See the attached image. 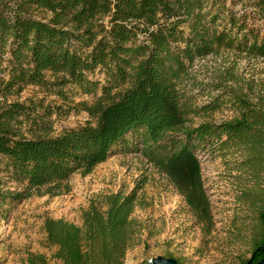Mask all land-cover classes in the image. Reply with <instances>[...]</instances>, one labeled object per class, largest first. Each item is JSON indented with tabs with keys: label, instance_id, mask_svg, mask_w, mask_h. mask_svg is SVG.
I'll use <instances>...</instances> for the list:
<instances>
[{
	"label": "trees",
	"instance_id": "trees-1",
	"mask_svg": "<svg viewBox=\"0 0 264 264\" xmlns=\"http://www.w3.org/2000/svg\"><path fill=\"white\" fill-rule=\"evenodd\" d=\"M264 19V0L249 4ZM36 11L45 17L34 16ZM228 0H13L0 4V155L21 191L0 192V204L21 202L33 189L57 193L75 173L88 175L110 157L141 153L167 176L205 235L215 227L197 150L239 153L235 170L256 187L239 197L256 210L254 263L264 257V82L255 100L230 91L237 116L221 123H193L201 110H217V99L194 103L195 62L221 51L264 57V26L249 21ZM101 68L106 83L88 73ZM50 73L51 76H47ZM229 76H235L230 73ZM61 95L74 85L102 94L79 103L84 125L54 132L51 105L11 99L27 86ZM251 93L254 92L252 91ZM246 199V200H244ZM246 201V202H248ZM138 189L92 201L81 225L46 218L54 264H124L138 244L141 223L133 217ZM170 257V256H166ZM178 260V259H177ZM180 264L181 261L178 260ZM27 264H51L30 253Z\"/></svg>",
	"mask_w": 264,
	"mask_h": 264
},
{
	"label": "rangeland",
	"instance_id": "rangeland-1",
	"mask_svg": "<svg viewBox=\"0 0 264 264\" xmlns=\"http://www.w3.org/2000/svg\"><path fill=\"white\" fill-rule=\"evenodd\" d=\"M254 0H228L235 10L250 14L249 21L264 26L249 4ZM13 0H0V4ZM36 11L37 18L45 17ZM195 81L194 103L201 108L220 99L225 102L214 111L201 110L194 117L198 125L204 121L221 123L237 116L231 102L230 91L244 92L255 100L259 85L264 82V57L252 58L233 51H221L195 62L192 68ZM234 73L235 76H229ZM47 76H51L50 73ZM91 80L106 83V73L97 68L88 73ZM251 88L253 89L251 93ZM60 94L30 85L11 98L19 101L44 100L51 105L55 133L84 125L89 119L79 103L88 104L101 94V86L94 94H85L78 87L68 85ZM205 182L215 221L210 235H205L182 195L166 175L160 173L141 153L116 154L98 165L88 175L75 173L56 192L46 188L31 190L21 202L0 204V264H27L30 253L44 254L55 263L52 256L57 247L48 246L44 229L46 218L65 219L81 225V214L92 201L102 196L138 189L139 205L133 217L142 229L138 244L130 249L124 264L146 263L157 256H170L182 264H235L248 259L252 252V230L256 226V210L239 197L256 187L247 174L234 169L239 153L223 154L206 146L199 148ZM24 185L14 182L6 168V159L0 155V192L21 191Z\"/></svg>",
	"mask_w": 264,
	"mask_h": 264
},
{
	"label": "water",
	"instance_id": "water-1",
	"mask_svg": "<svg viewBox=\"0 0 264 264\" xmlns=\"http://www.w3.org/2000/svg\"><path fill=\"white\" fill-rule=\"evenodd\" d=\"M257 251H264V246L258 248ZM254 257L255 254L245 264H264V257L256 263H254ZM141 264H180V263L174 257L157 256L152 258L151 260H148L146 263H141Z\"/></svg>",
	"mask_w": 264,
	"mask_h": 264
}]
</instances>
